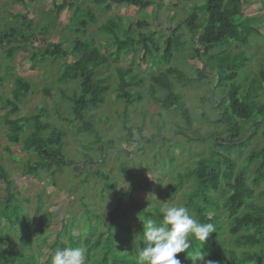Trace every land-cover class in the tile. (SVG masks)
Returning <instances> with one entry per match:
<instances>
[{
  "label": "trees",
  "instance_id": "1",
  "mask_svg": "<svg viewBox=\"0 0 264 264\" xmlns=\"http://www.w3.org/2000/svg\"><path fill=\"white\" fill-rule=\"evenodd\" d=\"M94 2L98 6L103 5L106 0H94ZM112 2L127 4L140 11L153 4L152 0H112ZM63 4L57 8L74 6L70 23H75V27L71 29L75 36L69 53L60 43L52 44L51 47L38 52L31 51L29 22L23 15V30L16 31L11 28L9 32H0L1 41L17 38L21 42L20 45L7 49V57L11 59L14 52L24 46L28 50L30 61L42 59L64 61L68 56L71 58V62L59 64L56 81L62 86L76 83V89L72 90L70 97L62 88L60 94L64 100L70 102L71 121L76 124V130L91 133L94 136L91 144L99 143L100 136L95 131L88 112L100 108L110 90L107 79L95 76V71L109 65L110 62L116 63L118 54L121 52L125 54L132 52L141 61L149 59L157 68L162 64L167 66L156 73L149 70L148 98L164 111L176 113L182 126L176 124L169 137L160 135V128H158L157 134L150 135L147 139L142 138L144 145H140L138 149L142 153L146 149H155L153 157L161 156L163 150L169 158L168 165L172 168L174 163L170 154L171 149L179 148V141L174 138L181 137L190 144L195 142L205 145V153H196L198 157L193 164L186 167L182 173H177L174 182L162 185L161 177H157L156 181L158 187H165V194L169 199H172L176 191L186 185L188 190L185 194L183 193V199L179 204L186 206L198 222L212 223L216 229L202 247L201 242L193 240L188 252L178 253L177 257L181 264H204L207 260L213 261L214 264H264V147L251 150L246 154L242 165H238L235 159L242 156L256 134L253 130L248 135H240L241 127L237 121L244 123L250 120L254 128L264 124V105L257 99V92L262 90L264 70L252 76L248 91L243 94L239 91L240 84H233L234 80L239 78V72H242V80H246L247 62L250 57L244 52L232 55L231 46L246 45L251 35L263 37L254 25V17H242L245 0H202L199 6L190 8L186 18L171 29V35L163 40L164 48L161 49L160 56L155 55L160 50L156 46L154 33L138 31L139 28L149 27L147 21H137L136 29L130 26L123 30L120 36L118 20L106 19L109 23L106 24L105 21L100 25V30L112 38L115 53L111 54L108 52L107 44L97 45L94 39L84 37L85 29L95 22L92 9L72 3ZM181 27H184L197 43V47L193 48L189 56L191 60L196 59L199 63L195 69L196 78L194 79L189 77L186 71L170 65L175 54L181 53L184 49L178 32ZM205 68L214 72L217 81L213 90L220 94L219 97L214 94V97L217 96L215 99L212 98L214 101L211 99L214 102L211 107L220 112V115L211 122L220 123L226 129L225 138L212 132H208L206 137L190 135L191 132L196 134L192 130L193 120L190 110L178 87L175 86L182 88L193 81L201 82L206 77ZM115 72L117 97L125 102L126 107L133 103H140L142 96L137 88L143 85L146 77L138 76L130 67L115 66ZM15 82L16 87L12 90V97L17 102L19 98L30 92L31 83L23 77H15ZM229 83H231L230 86H228ZM132 87H135V94L130 91ZM44 93L48 95L49 90L45 89ZM16 102L5 101L11 106L10 112H15ZM257 117L259 122L256 121ZM42 118L43 111L15 119H9L7 115L4 119L8 130L6 139L10 144H18L21 142V134L28 129L29 134L22 140V148L27 153H33L36 160L26 164L25 174L36 175L39 170H44L49 172L52 178L56 172L62 171L63 167L77 166V164L76 161L66 158L63 153V131L47 122H42ZM201 119L207 123L210 122L203 112ZM122 128L126 131L125 140L132 143L134 128L127 126L125 122ZM142 129L135 130L141 133ZM262 129L264 136V128ZM43 132L47 134L44 135ZM99 150L101 154L99 157L103 158L106 150L102 147H99ZM79 157L80 160L84 159V164L88 167L89 172L84 173L85 181H88L90 177L100 180L102 195L106 190L115 191L107 173L92 169L91 165L97 162L96 159L93 160L86 153H79ZM160 159V169H163L165 162L162 158ZM255 162L252 177L247 178L250 165ZM122 170L128 177L130 188L116 197L109 212L108 224L104 228L98 229L95 234L90 232L91 224L98 227L101 218L91 212L82 199L80 206L83 209L79 214V220L83 224L82 235H73L72 229L79 220L71 215L68 220H73L70 223L67 222L68 220L60 223L58 232L55 234L56 239L51 244L47 243V237L53 228L49 225L44 227V234L41 237L44 248L36 250L35 248L38 247H34L33 244L30 219L22 212L13 181L0 164V179L5 184L6 192L4 199H0V223L3 219L7 222L8 232H15V229H19L20 226L25 233L28 232L25 237L17 236V243L14 245L11 243L9 233L5 235L4 231L0 230V264H51V254L58 246L59 249L85 247L87 249L86 264H137L138 248L143 247L141 241L143 225L148 219L159 222L162 212L156 206L134 205L137 219L141 222L137 225V231L128 236L123 229L128 231L129 228L121 223L119 210L121 201L132 192L134 187L130 170L127 168ZM141 179L143 185L148 186L146 180L143 177ZM38 208H40L39 205ZM62 235L66 239L65 245L61 243ZM199 248L206 254L204 261L193 260ZM42 253L47 254L43 260H41Z\"/></svg>",
  "mask_w": 264,
  "mask_h": 264
},
{
  "label": "rangeland",
  "instance_id": "2",
  "mask_svg": "<svg viewBox=\"0 0 264 264\" xmlns=\"http://www.w3.org/2000/svg\"><path fill=\"white\" fill-rule=\"evenodd\" d=\"M152 1L153 4L150 7L140 11L127 4H114L112 0H106L103 5L98 6L94 0H0V32H9L11 28L16 31L23 30L22 16L24 15L29 22L31 51L38 52L41 49L51 47L52 44L60 43L62 48L69 53L71 42L75 36L71 30L75 27V23H70L74 6H64L63 9H58L57 6L64 5L63 3H72L92 9L95 22L85 29L84 37L94 39L97 45L107 44L109 53H115V46L112 38L101 32L100 25L106 19L113 18L118 20L120 36L123 30L130 26L136 29L137 21H147L149 27L139 28L138 31L140 33H154L156 46L160 50L155 55L160 56L159 53L164 48L163 40L171 35V29L186 18L190 8L199 6L202 0ZM242 17H254V25L263 37L251 35L246 45H232L230 48L232 55L244 52L250 57L247 62L246 80H242V72H239V78H236L234 83L232 82L234 85L240 84V94L248 91L252 76L264 70V0H245ZM107 23L109 22L106 21ZM178 32L184 49L181 53L175 54L170 65L186 71V74L194 79L196 78L195 69L199 63L196 59L191 60L189 56L193 52V48L197 47L196 40L184 27H181ZM134 37L137 38V35L134 34ZM20 43L17 38L0 40V164L13 181L16 197L23 209L22 212L30 219L33 244L34 247H38L35 249L44 248L41 243L44 227L49 225L53 228L51 236L48 235L49 237H47V243L51 244L55 241V234L63 220L67 221L71 215L76 220L80 219L79 214L83 209L80 206L82 199L89 210L101 218L98 227L91 224L90 232L95 234L98 229L104 228L108 224L109 212L116 197L125 192L123 188L119 187L123 181L128 183V177L122 168L130 170V178L134 187L132 192L121 201L119 210L121 223L129 228L128 231L123 230L127 232L129 237L137 231V225L141 222L137 219L134 205L156 206L161 211L166 205L179 204L183 199V193L185 194L188 190L187 186L184 185L182 189L176 191L172 199H169L165 194V187L157 186L156 178L161 177L162 185L174 182L177 173H182L186 167L193 164L198 157L196 153H205V145L195 142L190 144L181 137L174 138L179 141V148L171 149L170 154L174 163L172 168L169 167V158L163 150L161 156L153 157L155 149H146L144 153L138 149L140 145H144L142 138L147 139L150 135L157 134L158 128H160V135L169 137L176 124L182 126V122L176 113L164 111L148 98L149 70L156 73L164 70L167 66L162 64L157 68L152 65L149 59L141 61L132 52L128 54L121 52L118 54L116 63L110 62L109 65L95 71V76L107 79L110 90L105 97L104 104L100 108L88 112L94 129L100 136L99 143L91 144L94 136L91 133L76 130V124L71 121L70 102L64 100L60 94L62 88L64 93L70 97L72 90L76 89V83L62 86L56 81L59 64L71 62V58L68 56L64 61H51L50 59L30 61L28 50L23 46V48L17 49L12 58L9 59L7 49L11 46H18ZM115 66L130 67L138 76L146 77L143 85L137 88L142 96L140 103H133L126 107L125 102L117 97ZM204 72L206 77L201 82L193 81L182 88L175 85L190 110L193 120L192 130L196 132V134L191 132L190 135L206 137L208 132H212L225 138L226 129L220 123L211 122L220 115L219 111L212 108L214 99L220 96L218 91L213 90L217 79L210 69L205 68ZM15 77H23L31 83L30 92L19 98L17 102L12 97V90L16 87ZM261 84L262 90L257 92V99L264 105V81ZM228 86L226 87L228 88ZM45 89L49 90L48 95H45ZM130 91L135 94V87H132ZM214 94L217 96L214 97ZM213 97L214 99H212ZM7 100L16 102L15 112H10L11 106L5 103ZM39 111H43L42 122H47L63 131V153L66 158L76 161L77 164V166L63 167L62 171L56 172L52 178L50 173L44 170H39L36 175L25 174L26 164L36 160L33 153H27L22 148V140L29 134L28 129H25L24 133L21 134V142L18 144H10L6 139L8 130L4 119L7 115L9 119H15L34 115ZM202 112L208 116L210 122L207 123L201 119ZM256 121L259 122V117L256 118ZM124 122L127 126L134 128L132 143L125 140L126 131L122 128ZM237 122L241 127L240 135L242 136L248 135L253 130L256 131L249 147L243 151L242 156L234 157L237 164L242 165L243 157L246 154L251 150L264 147L262 134L264 124L254 128L250 120L244 123ZM138 128H143L141 133L135 130ZM43 134L46 135L47 132H43ZM99 147L106 150L103 158L99 157L101 155ZM79 153H86L93 160H97L94 162L95 165H91V167L93 166L92 169H99L109 175L110 183L115 189L114 192L106 190L102 195L100 180L92 177L88 181L84 180V173L89 171L84 164V159L80 160ZM127 154H129L128 157ZM160 158L165 162L163 169H160ZM255 166L256 162L250 165L247 178L252 177V169ZM142 177L148 186L143 185ZM5 196V184L0 179V199H4ZM72 220L67 222L70 223ZM82 225L81 220L76 221V225L72 229L73 235H82ZM7 228V222L3 219L0 223V230H3L5 235L9 233L11 243L14 245L17 243V236L25 237L28 233H25L21 226L19 229H15V232H8L9 229ZM61 239V243L65 245L66 239L63 235ZM57 248L59 249V246ZM46 257L47 254H43L41 260Z\"/></svg>",
  "mask_w": 264,
  "mask_h": 264
},
{
  "label": "clouds",
  "instance_id": "3",
  "mask_svg": "<svg viewBox=\"0 0 264 264\" xmlns=\"http://www.w3.org/2000/svg\"><path fill=\"white\" fill-rule=\"evenodd\" d=\"M119 188L128 191L130 184L123 181ZM161 211L159 222L148 219L143 225V247L138 248L137 264H181L178 253L188 252L193 240L201 242L202 247L209 235L216 231L214 224L194 219L186 206L169 204ZM200 248L194 261H204L206 254ZM86 253L83 246L57 249L51 254V264H86ZM204 264L214 262L207 260Z\"/></svg>",
  "mask_w": 264,
  "mask_h": 264
}]
</instances>
